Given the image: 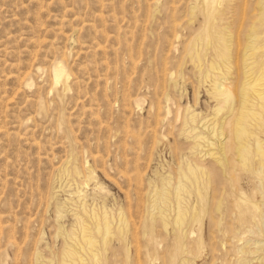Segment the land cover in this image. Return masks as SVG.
Segmentation results:
<instances>
[{
	"label": "rangeland",
	"instance_id": "rangeland-1",
	"mask_svg": "<svg viewBox=\"0 0 264 264\" xmlns=\"http://www.w3.org/2000/svg\"><path fill=\"white\" fill-rule=\"evenodd\" d=\"M202 1L0 0V264H72L64 263L62 249L66 242L72 244L75 214L90 224L86 213L105 208L114 211L111 223L116 227L118 210L127 207L130 212L133 208L131 214L137 212L138 220L134 214L129 218L123 242L110 239L101 251L102 264H179L184 257L187 264L264 263V231L253 226V232L242 234L244 229L227 218L221 225L229 234L220 235L216 200H209V215L195 227L192 238H198L199 245L185 240L189 252L170 261L167 236L158 228V237L150 242L157 247L154 261L147 262L144 254L148 235L139 220L143 207L137 210L135 198L146 199L163 178L176 184L178 166L191 158L185 123L209 135L205 121L215 118L206 95L209 80L204 79L213 51L197 40ZM261 2H216L224 14L220 18H225L220 25L231 31L233 77L241 71L251 26L264 21ZM258 30V41L264 44V22ZM194 46L201 49L199 68L189 56ZM58 63L63 67L60 74ZM187 108L195 115L193 123L185 118ZM203 144V150L210 148ZM206 157L204 162L209 161ZM120 158L128 159V167ZM166 164L175 167L167 171ZM87 172L92 173L88 181ZM124 174H129L127 181ZM211 177L213 194L223 195L221 171L212 170ZM133 178L142 184L130 185ZM231 179L233 188L247 184L243 175L233 173Z\"/></svg>",
	"mask_w": 264,
	"mask_h": 264
},
{
	"label": "bare ground",
	"instance_id": "bare-ground-1",
	"mask_svg": "<svg viewBox=\"0 0 264 264\" xmlns=\"http://www.w3.org/2000/svg\"><path fill=\"white\" fill-rule=\"evenodd\" d=\"M221 1L223 0H212V2H210L209 0H203L201 2L203 4H200V6L201 5L202 6L199 7V10H198L203 16L202 18L203 26L198 33L197 40H199L200 43L203 44V46L209 47L210 48L209 50L212 49L213 51V59H212L213 61L208 64L206 75L204 74L205 76L204 79L206 78L207 80H209L208 81L209 85H208V88L206 89V95L213 102V105L211 108L215 116L214 119L211 118L205 121L206 125H204V127L208 129L209 135H205V132L204 133L196 132L197 129L191 127L194 125L187 126L188 123L186 122L185 123L186 127L184 126V129H183V133H186V136L184 134V137L185 139L186 137L190 138L192 142H189V144L188 143H182V144H188L187 148L190 149L191 156L189 155L190 153H187L186 156L189 155L188 157H191V158L187 159L183 164L178 166V170L176 173V176L178 178L176 180L177 183L176 184L174 183L175 185L174 184L172 185L170 182V179L163 178L161 181H158L159 185L155 186L154 189H152V191L148 193L146 199L143 200V197L141 196L142 199L139 198V200L137 201V198H135L136 200L134 201L136 203L135 205H137L136 207H138L137 210L139 211V208L141 205L144 211V214L142 213H141L142 215L140 214L141 219L143 220H141L140 218L139 220L141 222V225H143L144 227L145 233L148 235L147 238L145 237L146 239H148L147 245H145V243L143 242L144 247H145L143 249H146L144 254L146 257V261L149 263H152L157 255L156 254L157 247L155 246L156 248L155 249L150 242L152 238L154 237V235L158 237L159 230H162L167 236L166 246L171 251L170 261L175 259L176 256L178 255L181 256L189 252L187 248L188 244L186 243L185 240L191 239L190 241H192L194 245H199V239L198 238L194 239L192 238V236L194 235L195 227H197V225H199V223L204 219V217L205 216L207 217L210 213L211 204H209V200L218 201L213 209H216V212L218 213L217 215H219L216 221V227L218 229L217 232H219L220 235L221 233H224V232L228 233L226 232V228L221 225V221L223 219L227 220V218L233 220L234 221L233 223H236L237 228H240V230L241 228L244 229L243 231H241V233L243 232L242 234L244 233L246 234L247 232L249 233L253 232V230H255L253 226L254 227L257 226L256 229H259V231H264V207H261L262 205L264 206V201L260 202L257 199L258 194H260L259 197L264 199V44H261L258 41L259 35H261L258 29L261 27L264 21L263 22L261 21L259 25L257 24L258 27L253 26V25L251 26L250 31L248 32L245 38L246 40L244 42L245 44H244V49L242 52V59L240 61L241 71L240 73L237 74V77H233V75L231 74L232 72L231 71V67H232L231 66L232 65L231 56H232L233 43L231 41V35H230L231 31L230 30H229L230 32L227 31L228 27L222 28V26L220 25V21L223 17L222 16L220 18V14L221 13H222L221 15H224V14L223 12H221L222 10H220L221 8L218 6L216 2H221ZM198 6L197 5L193 6L191 7V9L196 8V7L198 8ZM259 7H260V12H261L260 14H262V11H264V3L261 2V5ZM221 24H223V22ZM197 47L195 46L192 48L190 47L189 56L191 60L193 61L195 67L199 68L200 67L199 63L201 61V49ZM204 65H207V64H204ZM62 69L63 67L60 63L56 64V72L58 74H60ZM166 107L167 108L165 109L168 110V106ZM210 117H212V115ZM156 118L158 119V115ZM163 118H165L164 122H166L167 116ZM185 118L186 120L189 119L192 123L195 122V119H194L195 115H193V113L189 111V108L186 109ZM201 119H202V116H201ZM160 120L161 119L155 120V121H158V123L156 122L157 123L156 126L159 125ZM173 121H174V118H173ZM180 121L182 122L181 119ZM202 121H204V119L201 120V122ZM175 128H176V125H175ZM177 128H180V125ZM168 129H169V126H168ZM157 130L158 128H156V131ZM153 132L155 134V131ZM166 135H167V131H166ZM176 137H179L177 136V133H176ZM160 138L161 137H159V139ZM172 141H174V138L172 139ZM168 143L170 144V141ZM203 143L210 146V148L203 150L204 148ZM205 147L207 146L205 145ZM173 149L172 151L175 150ZM172 153L174 155L175 152H172ZM178 153H180V151ZM206 156H208L209 158V161H207L208 163L204 162V159L207 158ZM126 160L128 161V159ZM126 160H125L126 163L124 162V160L122 161V164L123 162L126 164L125 166H127L128 164ZM121 161H120V164H121ZM171 163L172 162H170V164ZM165 166H169V164H166ZM170 168H171L170 166L167 167V171ZM115 170L116 169H114V171ZM212 170H217V172L221 171L222 173V176L224 179L222 183L224 182L225 188H223L222 190L223 195L221 196H217L213 194L214 191H216V189L213 186V182H212V177H211ZM129 171L131 172L132 170H129ZM167 171L165 170V172ZM126 172H127V168H126ZM134 172H131V174H133ZM163 172L164 171H162V173ZM123 173H125L124 170H123ZM170 173H172V170H170ZM233 173L236 175L244 176V179H246L245 181H247V184L245 187L233 188L232 184L234 183L235 185V182L231 183V180H232L231 177ZM85 174H86L84 175L85 180L86 181L91 180L92 173L87 172ZM113 174L115 175L116 173H113ZM125 175L126 174H124V177H125L124 180L127 181L126 178L129 174L126 176ZM167 175H170V174L167 173ZM173 175H175V173ZM171 177H172V174L170 175L169 178ZM134 180L133 181L131 180L129 184L131 185V182H134L135 184H138V183L142 184L143 182V181H139V182L137 181L136 183V180H138V178ZM110 181L113 182V179ZM214 182H216V180H214ZM115 183L118 184L117 182ZM262 186L263 188L261 190ZM133 187L134 186H132V188ZM218 187L219 185H217V188ZM98 188L102 189L101 186H98ZM126 188L128 192V187ZM219 190H217V192H219ZM144 191H145V188H144ZM137 192L138 191L136 190L135 194H137ZM126 195L127 194H124V197ZM127 197H129V195L126 196V198ZM73 207L75 208V206H72V208ZM98 208H99V204H98ZM95 209L91 210L89 213H86L89 215V220L91 221L90 224L86 222L82 216H79L78 212L77 214H75L74 216L75 224L72 230L69 232V235L71 236L72 244L67 245V242H66V245L62 249L64 263L71 262L72 264H102L101 262L104 258L101 257V251L106 250V247L108 246L110 239L115 238L123 242L122 239L125 237L127 233L126 227L130 225L129 220L133 219L131 218V216L134 214V220L135 219L138 220V218H135L137 212L136 213L134 212L131 214V212L134 211L132 210L133 208L131 209V212H130V208L127 207V210H122V211L118 210L119 213L117 216V225L115 224L116 225L115 227V226H112V223H111V219L114 217L112 216L113 214L111 212H114V211L110 210L109 212L105 208L102 210H95ZM116 209H118L117 206H116ZM141 209L142 208H140V212H141ZM80 213L82 214L81 211ZM133 225L135 224L133 223ZM158 228L160 229L158 230ZM234 232L232 230V233L231 232L230 233L233 234ZM256 232L258 233L257 230ZM236 233L238 232L236 231ZM238 235H240V233H238ZM96 236L97 238L99 236V238L97 239ZM63 239H62V242H63ZM69 243L71 242L69 241ZM61 245L63 244L61 243ZM262 245L260 249L262 248ZM256 246L258 247V245ZM110 247L111 246H109L107 249L110 250ZM60 251L61 250H59V252ZM113 253H114V249H113ZM137 254H139V252ZM168 256L169 255H167V258ZM250 260L252 261V259H249V263H250ZM167 261L169 262L168 259ZM187 262H188V259L184 257V258H181V260L179 261V264H187ZM241 262L243 263V261ZM260 264H264V263L260 262Z\"/></svg>",
	"mask_w": 264,
	"mask_h": 264
}]
</instances>
